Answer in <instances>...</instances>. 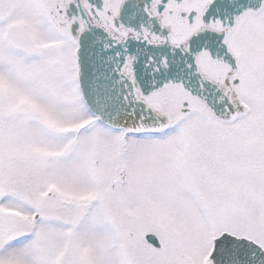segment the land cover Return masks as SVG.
Masks as SVG:
<instances>
[{"label":"snow or ice","instance_id":"snow-or-ice-1","mask_svg":"<svg viewBox=\"0 0 264 264\" xmlns=\"http://www.w3.org/2000/svg\"><path fill=\"white\" fill-rule=\"evenodd\" d=\"M0 264H264V0H0Z\"/></svg>","mask_w":264,"mask_h":264}]
</instances>
